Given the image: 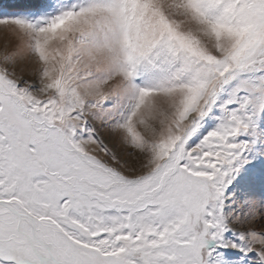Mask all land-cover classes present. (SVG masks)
Returning a JSON list of instances; mask_svg holds the SVG:
<instances>
[{"label": "snow or ice", "instance_id": "obj_1", "mask_svg": "<svg viewBox=\"0 0 264 264\" xmlns=\"http://www.w3.org/2000/svg\"><path fill=\"white\" fill-rule=\"evenodd\" d=\"M0 264H264V0H0Z\"/></svg>", "mask_w": 264, "mask_h": 264}]
</instances>
